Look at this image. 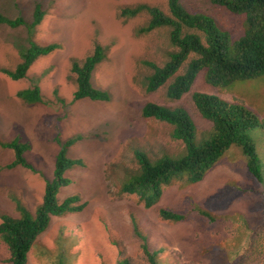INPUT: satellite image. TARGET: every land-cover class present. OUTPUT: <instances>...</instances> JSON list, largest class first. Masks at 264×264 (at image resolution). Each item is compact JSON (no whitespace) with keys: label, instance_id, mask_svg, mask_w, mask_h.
<instances>
[{"label":"rangeland","instance_id":"obj_1","mask_svg":"<svg viewBox=\"0 0 264 264\" xmlns=\"http://www.w3.org/2000/svg\"><path fill=\"white\" fill-rule=\"evenodd\" d=\"M182 2L190 11L213 17L234 40L241 37L242 16L210 0ZM37 4L45 15L32 34L33 40L43 45L57 43L60 49L40 57L26 78L14 81L1 69L16 67L31 35L27 26L0 25V139L19 137L29 142L32 148L26 158L43 176L22 167L3 169L14 155L10 149L0 147V213L18 215L14 196L31 211L41 202L44 179L53 176L59 148L57 134L62 140L83 136L69 155L83 159L85 167L68 172L73 183L59 196L64 199L78 195L85 208L80 213L53 218L32 248L28 264H58L62 249L67 264H116L120 253L132 264H148L141 254L132 218L148 237L151 250L163 249L161 264H238L251 235L264 237V186L249 174L240 148L232 147L203 181L194 185L175 183L166 188L160 202L150 209L136 196L120 194L119 188L137 169L136 149L151 158L184 151L183 144L171 137L172 126L142 117L146 104L184 108L193 118L199 137L210 130L211 123L195 108V92L245 104L264 124V76L214 88L201 73L190 93L170 101L166 87L146 92L145 82L151 70L143 64L165 62L171 50L168 31L141 34L139 30L148 22L147 14L134 18L120 15L124 7L141 4L168 12L166 0H0V14L9 18L22 16L30 24ZM97 43L104 47L106 57L94 70L92 84L107 91L111 101L84 99L63 108L55 91L59 97L71 100L76 89L72 63H82ZM34 85L41 88L45 103L28 105L17 97L18 91ZM58 117L62 119L56 126L46 124ZM261 147L263 150L264 142ZM192 206L208 211L214 221L193 212L180 223L159 217L161 208L189 212ZM258 249L245 264H264V245ZM8 259V249L0 240V264H10Z\"/></svg>","mask_w":264,"mask_h":264},{"label":"trees","instance_id":"obj_2","mask_svg":"<svg viewBox=\"0 0 264 264\" xmlns=\"http://www.w3.org/2000/svg\"><path fill=\"white\" fill-rule=\"evenodd\" d=\"M182 1L166 0L168 12L145 4L124 7L120 11V15L126 18L148 15L147 24L139 30L141 34L160 29L168 31L171 50L165 62L162 65L151 61L143 62L151 70L145 82L146 92L155 93L166 87V98L178 101L192 91L201 73L204 81L214 88H227L235 82L264 76V0H210L213 5L243 17V33L235 40L213 17L190 11ZM44 15L40 4L35 6L30 24L22 16L9 18L0 14V25L11 28L27 26L31 35L29 46L20 53L21 60L16 67L1 69L2 73L14 81L26 78L30 68L40 57L60 49L57 43L43 45L32 38ZM105 57L104 47L97 43L93 52L82 63H72L71 72L76 76V89L71 100L59 97L57 91L54 93L63 108L84 99L95 102L111 101V95L107 91L92 84L93 72ZM17 97L28 105L45 103L38 85L18 91ZM192 100L200 116L211 123L210 130L202 137L198 136L193 118L182 107L171 108L148 103L142 108V117L172 126L171 137L183 144L184 151L179 155L165 154L151 158L143 150L136 149L134 159L137 169L128 174L121 183L120 194L136 196L145 208L150 209L160 202L165 189L173 184L194 185L203 181L234 146L240 148L245 157L249 174L264 186V149H261L264 142V124L258 115L245 104L228 102L215 95L195 92ZM61 119L58 117L55 121L48 120L46 124L56 126ZM81 140L82 135L62 140L60 134H57L55 141L59 148L54 160L53 176L44 177L42 199L33 211L14 196L12 200L18 215L0 213V240L8 249L10 264H28L32 248L39 236L49 229L53 218H62L84 210L85 204L78 195H70L64 199L59 196L62 189L73 183L68 172L85 167L83 159L69 155L70 149ZM0 147L10 149L14 155L12 162L3 169L22 167L43 176L26 158V153L32 148L29 142H24L19 137L9 141L0 139ZM191 212L209 221L215 219L198 206H192L189 212L161 208L159 217L167 222L180 223L185 222ZM132 225L140 240V251L146 262L161 264L159 258L163 249L151 250L148 237L139 230L134 218ZM262 245L264 237L251 235L238 264H245L246 259L248 263L259 252L258 248L262 249ZM120 256L116 264H132L129 257L122 253ZM64 257L65 249H62L58 264H67Z\"/></svg>","mask_w":264,"mask_h":264}]
</instances>
